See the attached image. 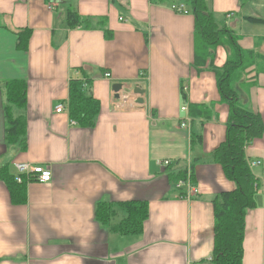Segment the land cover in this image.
I'll list each match as a JSON object with an SVG mask.
<instances>
[{"label":"crops","instance_id":"crops-1","mask_svg":"<svg viewBox=\"0 0 264 264\" xmlns=\"http://www.w3.org/2000/svg\"><path fill=\"white\" fill-rule=\"evenodd\" d=\"M69 7L81 24H67ZM207 7L227 31L214 43L197 32L188 0H0V264H190L213 255L216 197L236 188L214 156L232 113L222 87L262 119L244 149L259 186L242 264H264V0ZM84 78L100 104L92 127L70 112L71 82ZM21 83L23 109L9 98ZM9 110L25 118V149L7 138ZM16 162L48 167L51 180L14 182ZM180 179L196 195L182 196ZM133 201L146 204L142 227L118 232ZM103 203L114 209L106 221L97 217Z\"/></svg>","mask_w":264,"mask_h":264},{"label":"trees","instance_id":"trees-1","mask_svg":"<svg viewBox=\"0 0 264 264\" xmlns=\"http://www.w3.org/2000/svg\"><path fill=\"white\" fill-rule=\"evenodd\" d=\"M52 1V0H51ZM196 16L197 32L207 41L216 42L221 29L217 26L213 14L208 10L207 0H188ZM82 23V17L74 7L68 8L67 24L76 26ZM230 66V63H228ZM85 78H88L85 76ZM76 79L70 85V112L73 118L86 127L95 125L99 112V101L87 92L90 79ZM226 75H220L223 81ZM13 87V85H12ZM222 87V93L229 100L232 113L229 119L227 139L215 150L216 160L222 164L229 179L236 188L218 195L215 200V264H242L243 241L245 237V216L256 206L255 193L258 180L250 169L245 155V145L262 131V119L258 114L238 106L235 92ZM11 104L24 108L26 103V85L14 84L9 95ZM9 128L7 138L26 148V122L23 115L15 117L8 112ZM14 182H16L14 178ZM24 183V182H23ZM128 216L114 225L118 232H137L141 229L147 215L145 202L133 201L125 205ZM114 213L113 205L101 204L97 217L106 221Z\"/></svg>","mask_w":264,"mask_h":264},{"label":"built area","instance_id":"built-area-1","mask_svg":"<svg viewBox=\"0 0 264 264\" xmlns=\"http://www.w3.org/2000/svg\"><path fill=\"white\" fill-rule=\"evenodd\" d=\"M172 8L179 12V13H188V9L184 6L182 3L174 4L172 5ZM121 94V93H120ZM182 109H186V107H183ZM64 110V105L59 104L56 107L57 112H61ZM183 126H188V122L184 121L182 122ZM258 162H252V164H257ZM164 165L168 164V161L163 162ZM15 168H16V175H15V180L19 183H23L24 181L29 182L32 179L39 180L41 182H48L51 180L52 173L51 170L44 166V165H35V164H30L27 162H16L15 163ZM178 187L185 186L187 190L183 192L184 194L182 196H187L191 197L192 193H197L198 189L193 186L190 182L180 179L178 182ZM190 264H215L214 262V257L213 255L198 261L196 263H190Z\"/></svg>","mask_w":264,"mask_h":264},{"label":"water","instance_id":"water-1","mask_svg":"<svg viewBox=\"0 0 264 264\" xmlns=\"http://www.w3.org/2000/svg\"><path fill=\"white\" fill-rule=\"evenodd\" d=\"M113 88H114V91L116 92L115 96H116L117 98H120V93H119V92H120V90H121V88H122V84L117 83V84L114 85ZM135 92H136V93H139V94H144L145 91H144V89H139V88H137V89H135ZM138 102H141V103H142V102H144V99L140 97V98L138 99Z\"/></svg>","mask_w":264,"mask_h":264},{"label":"rangeland","instance_id":"rangeland-1","mask_svg":"<svg viewBox=\"0 0 264 264\" xmlns=\"http://www.w3.org/2000/svg\"><path fill=\"white\" fill-rule=\"evenodd\" d=\"M174 2H179V0H174ZM224 33H227V31H225V32L222 31V32H221V34H224ZM191 195L194 196V195H196V193H192Z\"/></svg>","mask_w":264,"mask_h":264}]
</instances>
